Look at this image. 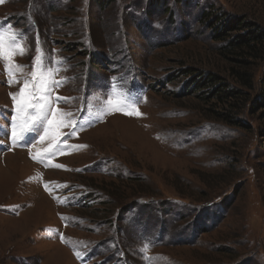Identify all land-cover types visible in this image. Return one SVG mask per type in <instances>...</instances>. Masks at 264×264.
Segmentation results:
<instances>
[{"label": "rangeland", "instance_id": "rangeland-1", "mask_svg": "<svg viewBox=\"0 0 264 264\" xmlns=\"http://www.w3.org/2000/svg\"><path fill=\"white\" fill-rule=\"evenodd\" d=\"M147 5L0 0V26L26 36L16 63L37 41L64 61L52 108L72 114L13 145L9 94L32 68L9 86L0 61V264H264V37L231 51L202 18L238 17L229 42L264 34V0ZM205 73L210 90L186 91Z\"/></svg>", "mask_w": 264, "mask_h": 264}, {"label": "snow or ice", "instance_id": "snow-or-ice-1", "mask_svg": "<svg viewBox=\"0 0 264 264\" xmlns=\"http://www.w3.org/2000/svg\"><path fill=\"white\" fill-rule=\"evenodd\" d=\"M28 48L26 45V36L15 29L11 25L0 26V61L4 63L5 74L7 76V83L9 86L21 83V78L18 73H22L25 68L31 67V79L23 78V82L18 92L10 93L14 103V115L11 122V141L15 145L24 140V134L34 129L36 124L47 121L49 129L53 125L64 126L68 123L66 117L71 116V113H63L61 111H54L52 108V89L62 86L66 80L57 81L55 75L61 70L60 66L64 63L62 59L53 61L51 57L43 53L37 41L36 56L33 58L32 65H20L16 63L15 57L27 54ZM115 77L113 81H115ZM116 85H113V92H115ZM63 99L66 103L73 98H56V102ZM88 102L86 101V107ZM122 110L119 100L113 103L111 94L106 101V111ZM91 114V113H90ZM126 114L140 115V113H133L131 111ZM51 116V118H49ZM73 128L78 126V121H71ZM82 127V126H81ZM48 131L41 135L39 139L43 141ZM55 140V137H52ZM34 146V145H33ZM86 147V146H85ZM60 149V144L57 143L55 148L51 151L45 150L44 154L37 153L33 159L40 163H44L49 157L55 155ZM57 168L65 167L63 165H53ZM48 189V185H45Z\"/></svg>", "mask_w": 264, "mask_h": 264}, {"label": "trees", "instance_id": "trees-1", "mask_svg": "<svg viewBox=\"0 0 264 264\" xmlns=\"http://www.w3.org/2000/svg\"><path fill=\"white\" fill-rule=\"evenodd\" d=\"M101 1V0H100ZM158 0H148V4L151 5L154 3H157ZM103 2V0H102ZM182 2L185 4L187 0H182ZM147 5V6H149ZM156 6V5H155ZM152 7V5H151ZM148 8L147 11L149 15L155 10L154 8ZM212 7H209L208 9H205L202 12V18L209 20L211 18V25L214 28L216 38L220 40H227V48L232 50H237L242 48L243 46L251 45V43L257 42L259 39H262L264 37V34L261 33V31L253 32L250 29H246L242 31L241 33H238L235 35L234 38L229 42V37H233L231 34L232 31L242 29L244 26V23L239 20L238 17H232L228 20H225L221 15L223 14H217L216 11H211ZM185 74H189L188 77H190V70L185 71ZM187 81V80H186ZM189 81V80H188ZM215 83V77L206 76V73L203 75L198 76L195 78L192 82H185L183 87H186V91L192 89L194 91L199 89H206L209 90L212 88V86ZM217 94V92L215 93ZM226 96H229L230 98H233V95L231 93H225Z\"/></svg>", "mask_w": 264, "mask_h": 264}]
</instances>
